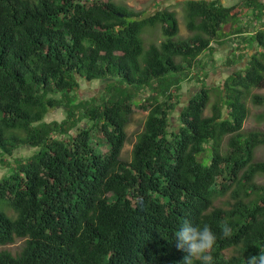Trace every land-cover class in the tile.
<instances>
[{
    "label": "trees",
    "instance_id": "1",
    "mask_svg": "<svg viewBox=\"0 0 264 264\" xmlns=\"http://www.w3.org/2000/svg\"><path fill=\"white\" fill-rule=\"evenodd\" d=\"M225 2L185 0L186 39L174 10L139 17L115 0H0V264H179L186 219L217 234L214 264L264 250V160H254L264 131H243L247 100L264 105L252 90L264 88V1ZM148 27L164 39L147 44ZM231 36L228 58L218 49L204 61L213 40ZM181 82L186 91L172 90ZM138 103L150 109L125 161ZM61 107L64 119L46 120ZM22 145L38 149L13 157ZM17 239L14 254L5 246Z\"/></svg>",
    "mask_w": 264,
    "mask_h": 264
},
{
    "label": "rangeland",
    "instance_id": "2",
    "mask_svg": "<svg viewBox=\"0 0 264 264\" xmlns=\"http://www.w3.org/2000/svg\"><path fill=\"white\" fill-rule=\"evenodd\" d=\"M237 0H226V3L229 5L232 3H236ZM117 3L119 4H125L127 6H130L131 8H134L136 11L140 13L139 17L146 16L148 14H151L159 9H168V10H174L177 13V18L179 21L180 25V31L179 34L177 35L176 38H186L188 39L189 36L192 34L186 25V19H185V10H184V2L185 0H116ZM245 12V11H243ZM242 12V13H243ZM147 31L144 33V39L147 44L150 42H156L160 43L164 39V35L161 31V28H151L148 27L146 28ZM230 29V23L226 24L223 26V31H229ZM234 40L231 42H227V45H222L219 46L218 40L213 41L214 45V50L221 49L222 55L224 57L227 56L228 51L231 49V43L233 44ZM204 61L206 62H211L209 61V58L211 57V53H208L204 55ZM214 58L216 59V62L219 61V65H223V57H218L217 53H215ZM186 64V63H185ZM227 71V70H226ZM224 72V70H223ZM224 77V75H223ZM81 86L84 89H99L100 88V81L95 80L92 83H89L85 80H81ZM187 89V84L181 82V87L179 85H175L172 90H175L176 92L178 91H186ZM254 93H259L264 95V89H253ZM90 93V92H88ZM140 96V95H139ZM219 95L216 90L211 91V99L210 103L207 106L205 110V114H209L212 108L213 103L218 99ZM138 99L141 100V98L138 97ZM142 101V100H141ZM249 101V102H248ZM248 105L250 107V114L247 117L246 121L244 122L243 126V131L247 132L250 130H261L264 131V120H261L258 116L262 111H264V105L263 104H255L252 100H247ZM140 103V102H139ZM134 104L133 106V114H132V119L130 124L127 126V142L124 146L123 152H122V158L125 160H130L131 159V151L133 148V144L136 141V134L143 130L144 123L146 116L148 114V111L142 108L140 104ZM173 117H176L178 115L177 111H174L172 113ZM66 117V112L64 108H56L53 109L47 116L46 120H51V119H58L62 120ZM73 133V132H72ZM226 143L227 139L224 140L223 142V147L224 149L226 148ZM34 149L30 148H21L15 151V154L13 157H25L28 155H31L33 153ZM13 157L11 159H13ZM255 160H262L264 159V146H259L256 148L255 151ZM7 171L6 166H3L0 162V177ZM260 183L264 182V175L260 176L257 179ZM22 242L20 240H17L16 243L13 245H10V249L13 252H18L21 249Z\"/></svg>",
    "mask_w": 264,
    "mask_h": 264
},
{
    "label": "clouds",
    "instance_id": "3",
    "mask_svg": "<svg viewBox=\"0 0 264 264\" xmlns=\"http://www.w3.org/2000/svg\"><path fill=\"white\" fill-rule=\"evenodd\" d=\"M116 1V0H115ZM226 1V0H225ZM241 0H237L236 1V3H238V2H240ZM264 1V0H263ZM226 3V2H225ZM119 4V3H118ZM227 5H229L228 3H226ZM233 4H235V3H232V4H230V5H233ZM240 9L241 10H239L238 12L240 13V17H242L243 19H245V17H247V15H248V12L245 10V8H243V7H240ZM243 11H245V12H243ZM243 12V13H242ZM249 12H252L253 13V8L252 9H250L249 10ZM241 13H242V15H241ZM252 16H253V14H252ZM257 24V23H256ZM227 32V31H226ZM232 38H227V37H222V38H220L219 39V42H222L225 38H227V39H230V41H228V42H231L232 40H234V37L233 36H231ZM213 41H215V40H213ZM213 41H212V43H211V45L212 46H214L213 45ZM219 42H218V44H219ZM237 43L235 42V40H234V42H233V44L231 43V47H234L233 45H236ZM230 51H232L231 49L228 51V53H227V56L229 57V55L231 54V52ZM215 52V50L213 49V52H211V50H207L206 51V53L208 54V53H211V56H213V53ZM226 56V57H227ZM227 57V58H228ZM200 58H202L201 57V55H200ZM223 63H224V61H223ZM220 67L221 68H223L224 69V71H226L227 70V68H225L223 65H220ZM230 70H232V68L230 67ZM224 74H222V76H223ZM227 76V75H226ZM225 78V77H224ZM253 89H255V88H252V90ZM256 89H259V88H256ZM264 89V88H263ZM140 95V96H139ZM260 95H262V94H260ZM146 96V95H145ZM138 97L139 98H141V100L140 99H138ZM135 99L137 100H139L140 101V104L143 102H146V101H144L145 100V97H144V94H137L136 95V97H135ZM248 100H252V99H248ZM249 102V101H248ZM248 102H247V105H248ZM256 104V103H255ZM134 106V105H133ZM248 107H249V105H248ZM144 109V108H143ZM149 109H150V107H149ZM149 109H146V111H148L149 112ZM249 109H250V107H249ZM224 110L225 111H229V110H227V107L225 106L224 107ZM178 112V111H177ZM133 114V113H132ZM250 114V113H249ZM148 115V114H147ZM207 115V114H206ZM249 116V115H248ZM147 117V116H146ZM172 117H173V115H172ZM177 117V116H176ZM131 119H132V115H131ZM247 119V118H246ZM146 120V119H145ZM47 121H50V120H47ZM246 121V120H245ZM130 122H131V120H130ZM130 122L128 123V125L130 124ZM176 121H174L173 123H175ZM127 125V126H128ZM173 125V124H172ZM144 126H145V123H144ZM172 128L173 127H170L169 128V130L171 131L172 130ZM143 129H144V127H143ZM244 129V128H243ZM126 130H127V127H126ZM141 131H143V130H141ZM140 131V132H141ZM261 131V130H260ZM72 132H74V131H72ZM140 132H138V133H140ZM138 133L136 134V139H137V135H138ZM127 139H128V136H127ZM126 142H127V140L125 141V143H124V146H125V144H126ZM136 142V141H135ZM135 142H134V144H135ZM134 144H133V146H134ZM124 146H123V148H122V151H121V157H122V152H123V149H124ZM259 146H264V144L263 145H259ZM258 146V147H259ZM21 148H30V149H34L35 148V150L33 151V153L35 152V151H37V147H33V146H29V145H22V146H20V147H18V148H16L15 149V151L16 150H18V149H21ZM105 149V148H104ZM132 150H133V148H132ZM255 151H256V149H255ZM32 153V154H33ZM14 154H15V152H14ZM29 156V155H28ZM131 156H132V151H131ZM254 156H255V154H254ZM22 157V156H21ZM25 157H27V156H25ZM10 158H12V157H10ZM123 159V158H122ZM131 159H132V157H131ZM130 159V160H131ZM123 160H125V159H123ZM255 160V159H254ZM262 160H264V159H262ZM125 161H127V160H125ZM129 161V160H128ZM255 161H259V160H255ZM7 168V167H6ZM8 169V168H7ZM5 173H7V171L5 172ZM4 173V174H5ZM3 174V175H4ZM2 175V176H3ZM1 176V177H2ZM0 177V178H1ZM7 212L9 213V214H11L13 217H15L16 216V214H15V212L14 211H12V209L11 208H7ZM221 232H222V234L224 235V236H230V234H231V228H230V226H229V224L227 223V222H225L224 224H222L221 225ZM175 238H176V248H177V250H180V251H183V252H185V253H187L184 257H183V260L182 261H180L179 262V264H194V261H199L200 262V264H214V257L211 255V251H212V249L214 248V246H215V244H216V241H217V234L215 233V232H213L212 231V229L208 226V225H204L202 228L201 227H199L198 225H195V224H193L191 221H189V220H185L184 222H183V224L180 226V228H179V230L176 232V234H175ZM17 240H20L21 242H22V246H23V243H24V240L23 239H17ZM17 240L14 242V243H16L17 242ZM14 243H11V244H8V245H6L5 246V248H7V249H9L10 251H12L11 249H10V245H13ZM22 246H21V248H22ZM21 250V249H20ZM20 250L18 251V252H13L14 254H17V253H19L20 252ZM231 253H233V250H230V251H227V255H229V254H231ZM246 264H264V250H260V252H259V254L258 255H253V256H250L248 259H247V261H246Z\"/></svg>",
    "mask_w": 264,
    "mask_h": 264
}]
</instances>
